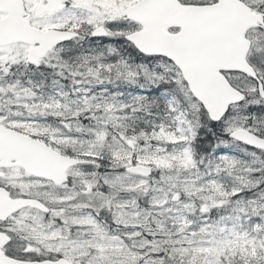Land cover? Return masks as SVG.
<instances>
[{"label": "snow or ice", "instance_id": "6c2138e0", "mask_svg": "<svg viewBox=\"0 0 264 264\" xmlns=\"http://www.w3.org/2000/svg\"><path fill=\"white\" fill-rule=\"evenodd\" d=\"M0 264H264V0H0Z\"/></svg>", "mask_w": 264, "mask_h": 264}, {"label": "trees", "instance_id": "16d2710c", "mask_svg": "<svg viewBox=\"0 0 264 264\" xmlns=\"http://www.w3.org/2000/svg\"><path fill=\"white\" fill-rule=\"evenodd\" d=\"M205 139H206V140H210L211 137H210V136H206Z\"/></svg>", "mask_w": 264, "mask_h": 264}]
</instances>
